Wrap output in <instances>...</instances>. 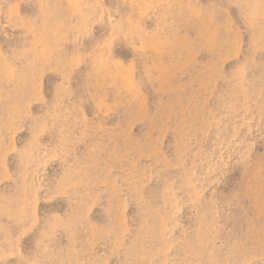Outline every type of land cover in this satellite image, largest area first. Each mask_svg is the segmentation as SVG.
<instances>
[{
	"label": "rangeland",
	"instance_id": "374dc122",
	"mask_svg": "<svg viewBox=\"0 0 264 264\" xmlns=\"http://www.w3.org/2000/svg\"><path fill=\"white\" fill-rule=\"evenodd\" d=\"M0 264H264V0H0Z\"/></svg>",
	"mask_w": 264,
	"mask_h": 264
}]
</instances>
